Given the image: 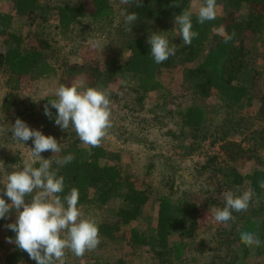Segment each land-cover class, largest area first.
<instances>
[{"label": "trees", "instance_id": "obj_1", "mask_svg": "<svg viewBox=\"0 0 264 264\" xmlns=\"http://www.w3.org/2000/svg\"><path fill=\"white\" fill-rule=\"evenodd\" d=\"M5 1L14 11V16L23 22V30L21 33L11 31L13 16L0 11V38L13 44V47L6 48L0 53V70L8 75L3 106L5 110L16 112L17 115L27 114L25 119L18 116L21 119L28 122L36 121L42 128L55 125L54 119L44 115V105L48 100L56 98L55 87L40 96L39 105L34 101L24 103V95L20 93L24 82L33 85L35 73L42 75L51 68L56 73L55 82L58 86L61 84L70 86L68 83L71 78L82 76L84 89L93 87L106 90L110 99V118L122 117L132 123L137 118L141 121L139 125L142 128L144 125L140 115L144 110L143 98L150 92L158 90L162 85V75L170 73L179 64L182 66L180 88L184 92H189L192 99L206 98L215 92L221 103L227 105L229 109L235 111L245 109L243 114H239L241 117L235 123L232 122L234 129L228 131L222 126L221 130L217 129L211 135L213 139L209 144L212 147L217 146L218 153L208 156L201 169L209 171V178L216 182L215 190L219 189L222 197L207 200L205 206L222 209L225 206L222 195L224 191L230 190L239 195L251 190L254 195L247 212L233 211V220L218 223L213 217L219 231L213 235L214 246H209V251L218 248L222 237L226 235L228 243L237 241L247 254L250 247L241 243L242 232L254 233L262 242L259 247H254L262 248L264 188L259 187V182L264 181V93L261 82L257 84L256 80L263 74L264 56L262 50L247 48L243 36L246 32L254 37L264 33V0H234L236 5L245 6L247 11L241 16L233 8L224 15L217 25V29L224 27L223 35L216 31L207 34V29L198 23L196 16L192 14V30L199 35L192 40L190 46L183 44L179 26L174 24V17L187 10L191 0H142V7L120 3L118 9L120 14L121 11H126L138 15L137 22L131 26V31H126V40L122 43L128 57L121 69L136 79L135 89L140 93L129 100L125 97V88L111 89V85L117 81L116 74L114 68L106 61L99 60L98 49L94 46V41H98L94 37H99V33L91 29V34H86L90 23L79 38H73L71 48L64 49L57 40L58 31L75 32L85 21L94 23L111 18L113 9L110 0H87L88 5L59 4L52 7L42 6L39 0ZM225 1L216 0L218 6H222ZM48 11L54 14L52 17L54 23L46 16ZM121 17L124 20L123 16ZM120 25L125 30L124 21ZM156 32H163L170 46L172 44L177 46L176 54L160 64L154 61L150 54L151 45L147 43L149 35ZM228 36H232V39L225 43ZM74 52L81 57V63L68 61V56ZM257 60L261 62L262 72L253 67ZM246 71L251 72L248 84L238 83L240 75ZM23 103L30 105L24 106L20 111L13 110ZM169 103H161V107L168 108ZM49 108L55 117L56 109L50 105ZM176 108H182V111L175 114ZM176 108L174 111L168 109L166 115L171 112L169 116L175 115L180 119V132L186 128L192 140L207 139L205 109L189 101L186 104L177 102ZM149 113L154 115L150 109ZM116 129L120 131V128L111 126L107 132L115 135L118 132ZM67 136L68 139L61 144L62 149L58 154L60 158L72 154L73 161L64 166H58L55 162L52 165L57 175L65 178L64 192L59 195L68 194L72 188L78 189L77 206L82 211L91 205L104 207L115 200L121 202L115 207L112 219L96 222L99 227L100 243L112 242L117 245L123 242L124 254L149 253L157 264H179L184 261L188 252L196 247L194 242L198 233L204 230V226L196 218L200 214L196 201L190 202L183 196L174 200L172 186L165 183L168 191L157 198L155 225L144 229L132 227L128 234L123 233L121 227L145 215V208L150 201L149 194L136 186V180L128 170H124L118 154L107 148L105 138L99 146L92 147L84 144L72 132ZM198 148L194 144L190 152H195ZM249 161L252 163L246 169L240 168L243 163ZM212 173L216 176L213 177ZM4 199L8 203L11 202L7 197ZM15 219L14 211L7 219H0V264L27 262L37 264L14 243L7 242V238L15 239L16 234L6 227L14 223ZM221 230L225 233L223 234ZM196 249L197 247L194 248ZM216 255L220 260L223 259L218 253Z\"/></svg>", "mask_w": 264, "mask_h": 264}, {"label": "rangeland", "instance_id": "obj_2", "mask_svg": "<svg viewBox=\"0 0 264 264\" xmlns=\"http://www.w3.org/2000/svg\"><path fill=\"white\" fill-rule=\"evenodd\" d=\"M110 1L113 9V16L111 18L99 20L94 23L85 21L84 25L77 27L75 32L58 31L57 40L60 45L64 47V49L67 50L71 48L73 38H79L82 31L84 29L86 30V26L90 23L86 34L90 35L91 29H94L99 33V37H94L101 45L100 47H97V56L100 58L99 60L106 61L114 68V72L116 74L117 81L111 85V89L116 90L117 88H125V97L129 100L133 97L139 96L140 93L135 89L137 84L136 79L128 74H125L121 69L123 63L128 57V53L124 50L122 45V43L126 40L127 32L120 25L124 20L118 10L120 5L119 0ZM39 3L46 7H52L59 4L88 5L87 0H39ZM202 3L203 2L201 0H191L187 6V10H191L197 18L198 7ZM233 8L236 13L241 16L246 14L247 10L245 6L236 5L234 0H226L222 6H218L216 18L202 24L207 29V34H211L214 29H217V25L222 20L223 16ZM0 11L13 16V23L10 30L15 33H21L23 30V22L20 18L14 16V11L10 9V6L5 0H0ZM53 15L54 14L50 11L46 14L48 18H51V23H54L52 19ZM243 38L244 44L247 48H254L257 49V51L262 50V54L264 56V33L254 37L251 33L246 32ZM9 47H13V44L0 38V53ZM67 59L70 63H81V57L75 52L70 54ZM253 67H255L257 71H263L260 60H257ZM181 72L182 66L179 64L173 68L170 73L168 72V74L162 75L161 87L158 90L150 92L143 98L144 110L140 115V119L143 120V128L139 125L141 121H138L137 118L133 121V123L128 119H122V117L120 119L110 118L111 126L113 128H120V131L117 129L118 132L116 136L113 134L112 136L108 135V144H112L110 146L112 150L110 151L118 154L120 163L122 164L124 170H128L129 174L136 180V186L145 190L150 196V201L145 208V215L139 220L121 227V231L128 234L132 227L141 229L153 227L155 225L157 213V198L161 194L167 193L168 186L166 184L171 185L174 200L183 196V198L190 202L196 201L195 203L200 208V214L196 216V218L204 226V230H201L200 233H198L197 239L194 242L197 249L194 250L196 247H193L192 250L188 252L186 261L183 262V264H211L216 263L217 260L212 259L217 257V253L220 256L225 257L229 254L228 252L231 249H229L227 243L228 236L224 235L220 245H218V248H213L211 251L212 254L209 251V246H214L213 235L219 231V226L214 222L213 214L210 211L212 206L206 207L205 202L222 196L219 189L215 190V188L217 189V185L211 177L209 178V171L201 169V165L205 163L208 156L218 153V147H212L209 144L213 139V136L211 135H213L217 129L221 130L222 126L227 128L228 131L230 129H234V126L231 125L232 122L234 121L235 123V121L241 117L239 114H243L245 109L239 111H235V109L232 108L229 109L227 105L221 103L215 92H212L210 96L206 98L194 97L192 99V95H190L189 92H184L180 88ZM250 73L251 72L249 71L243 72L237 82L248 84ZM33 76L35 78L33 85L31 86L30 82H24L21 85L22 88H20V93L24 95V103L34 101L35 104L39 105V100L41 99L40 96L42 94L49 92L51 88H57L58 84L55 82L57 76L52 68L47 72H44L42 75L37 72ZM6 81H8V75L0 70V126L5 128V131L0 132V177L4 178H6L8 173L15 170L17 166H21L25 162H32L29 148L34 147L31 139L25 142L24 145L13 141L10 138L11 133H7L6 129L10 127V125H13L15 120L20 118L18 116L21 115H17L16 112L4 109L3 100L7 93ZM259 81L262 84L261 87L264 93V71L263 74L257 77L256 83L258 84ZM68 84L70 86L77 85L78 90L80 91L85 90L84 78L82 76L71 78ZM187 101L191 104L202 106L205 109L207 115L205 135L208 140H200V138L192 140L188 136V130L186 128L182 130L183 134L180 132L181 126L179 118L175 115L169 116L171 112L166 115L168 109H172L174 111L177 102L186 104ZM24 103L19 106V108H14L13 110L18 109L20 111L24 106L29 107L30 104L25 105ZM161 103H169L168 108L167 106L161 107ZM156 104L158 105L156 106ZM149 109L154 115H149ZM36 110L37 107L34 111L36 112ZM25 111H27V108H25ZM179 111H182V108H176L175 114ZM26 116L27 114L22 115L21 117L25 119L27 118ZM24 119L21 120L26 122L30 128L40 130L45 136L54 137L60 144L67 141V135L69 133L72 132L74 135H77L71 126L66 131H62L57 125L49 128H42L38 122H28V120L26 121ZM135 122L136 124H134ZM118 136L120 138H118ZM192 143L199 148L197 151L191 153L190 150L193 148V145H191ZM52 155L53 153L50 150L41 153V156L45 159L51 158ZM57 158H60L58 153L53 157V161ZM251 163L252 161L243 163L240 168L244 170L251 165ZM222 164L220 166H222ZM34 166L38 167L39 164L36 163ZM212 175H214L213 177L216 176V174L213 173ZM0 187L3 186L0 185ZM30 199L31 196L26 197V200ZM120 203L121 202L119 200H115L114 203L111 202L104 207L91 205L83 211L87 216L94 218L96 222H99V220H110L114 217L115 207L120 205ZM208 225L210 226L208 227ZM221 231L223 234L225 233L224 230ZM119 245L120 248L117 249ZM101 246H104L108 250L109 255H111L107 257L112 258L111 252L113 250L115 252L118 251V254L125 255L122 248L123 242L117 245H114L112 242H106L103 244L100 243L99 248H102ZM114 247H116V249H114ZM97 248L98 247L91 250V252L93 251L92 254L97 252ZM65 251L69 257L73 254L69 250ZM143 254L145 253H141V255ZM249 257L250 259L257 257L253 249H251L248 255V258ZM256 261V264H264V254L259 255V258Z\"/></svg>", "mask_w": 264, "mask_h": 264}, {"label": "clouds", "instance_id": "obj_3", "mask_svg": "<svg viewBox=\"0 0 264 264\" xmlns=\"http://www.w3.org/2000/svg\"><path fill=\"white\" fill-rule=\"evenodd\" d=\"M121 4H134L142 7V0H119ZM175 7V5H172ZM216 0H203L198 7V23L204 24L212 21L217 16ZM192 11L184 10L174 17V24L179 26V34L184 45L190 46L192 40L198 37L193 31ZM124 18L126 31L132 30L138 20L137 13L121 11ZM214 31L223 35L225 29L221 26ZM163 32L152 33L147 39L151 45L150 54L157 64H160L169 57L176 54L177 46H170L168 38ZM234 35V34H233ZM228 36L225 43L230 41ZM94 46L100 47L99 41H94ZM55 99L48 100L44 105V115L54 119L55 125L62 131L71 126L79 139L86 145L97 147L111 127L110 99L106 90L101 88L88 87L83 91L78 90L77 85H59L55 90ZM56 109V115L49 108ZM11 133L10 138L25 145V142L32 140L34 147L30 149L32 162H25L17 166L15 170L8 173L6 178L0 177V219H7L12 211L16 213L14 223L6 225L13 231L15 239L7 238L8 243L23 252H26L30 259L37 264H64L65 250L71 251L75 256H83L86 251L94 250L100 244L99 227L96 220L79 208V191L72 188L66 195H59L64 192L65 178L58 176L53 170L55 162L58 166L71 163L74 159L72 154L60 159L53 157L61 152L62 145L52 136H45L40 130L30 128L26 122L17 118L13 125L7 129ZM5 131L0 126V132ZM51 151L52 157L45 159L41 153ZM36 163L39 166H34ZM259 187L264 188V181L259 182ZM225 206L221 208L211 207L210 211L218 223H226L233 220V211L247 212L254 193L244 191L237 195L233 191L222 193ZM31 196L30 200H26ZM7 197L11 203L6 202ZM29 201V202H26ZM241 243L246 246L259 247L260 239L250 232L240 234Z\"/></svg>", "mask_w": 264, "mask_h": 264}, {"label": "crops", "instance_id": "obj_4", "mask_svg": "<svg viewBox=\"0 0 264 264\" xmlns=\"http://www.w3.org/2000/svg\"><path fill=\"white\" fill-rule=\"evenodd\" d=\"M108 132L104 138L106 140V145L108 146L107 148L109 150H112L110 148V146L112 144L111 143L108 144V141H107L109 138L108 135L112 136V134H108ZM115 135H117V133ZM118 138H120V137L118 136ZM125 142H127V141H125ZM263 246H264V243L262 245V248L256 249L254 246L250 247L248 250V253L246 254V251H243V249L239 246L237 241H231L230 243H228V247H229V249H231L228 252L229 254H227L225 257L223 256L224 259H222V260H220L217 257L213 258L212 260H217V261H216V263H211V264H250V263L256 264V262H257L256 260L259 258V255L264 254V247ZM97 247H98L96 250L97 252H95L94 254H92L93 251L92 252L86 251L84 253V255L80 256V257H77L74 254H72L69 257L66 254L64 257V264H157L151 258L149 253H145L143 255H141L139 253L121 255V254L117 253L118 251L115 252L112 249L113 250L111 252L112 258H110V257H107V256H111V255H109L108 250L104 246H101L102 248H99V245H98ZM119 248H120V245L118 246L117 249H119ZM103 249H105V250H103ZM114 249H116V247H114ZM251 249L254 250L255 255L257 256V257H253V259H250V257L248 258V255H249ZM99 250H101V251H99ZM210 253L212 254L211 251H210ZM146 255H148V256H146ZM261 259H262V257H261ZM185 261H186V259L184 261L180 262L179 264H183V262H185ZM24 264H30V263L27 262ZM57 264H59V262H57Z\"/></svg>", "mask_w": 264, "mask_h": 264}]
</instances>
